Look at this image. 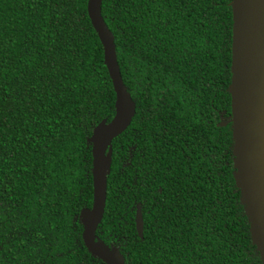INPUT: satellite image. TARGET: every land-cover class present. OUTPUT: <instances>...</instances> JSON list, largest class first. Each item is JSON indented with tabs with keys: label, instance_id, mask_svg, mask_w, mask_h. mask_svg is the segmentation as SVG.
<instances>
[{
	"label": "trees",
	"instance_id": "obj_1",
	"mask_svg": "<svg viewBox=\"0 0 264 264\" xmlns=\"http://www.w3.org/2000/svg\"><path fill=\"white\" fill-rule=\"evenodd\" d=\"M232 0H102L135 115L96 236L125 264H263L234 169ZM87 0H0V264H103L83 245L86 140L115 113ZM160 189V192H159ZM140 207L139 238L135 216Z\"/></svg>",
	"mask_w": 264,
	"mask_h": 264
},
{
	"label": "water",
	"instance_id": "obj_2",
	"mask_svg": "<svg viewBox=\"0 0 264 264\" xmlns=\"http://www.w3.org/2000/svg\"><path fill=\"white\" fill-rule=\"evenodd\" d=\"M102 0H87V14L103 49V62L115 93L113 118L103 119L87 138L91 146L92 204L81 209L82 242L87 252L103 264H125L116 246H107L96 236L106 202L107 177L111 167V143L130 125L135 103L121 78L114 36L101 15ZM230 119L234 169L252 238L264 264V0L231 2ZM142 239L140 208L135 216Z\"/></svg>",
	"mask_w": 264,
	"mask_h": 264
},
{
	"label": "flooded vegetation",
	"instance_id": "obj_3",
	"mask_svg": "<svg viewBox=\"0 0 264 264\" xmlns=\"http://www.w3.org/2000/svg\"><path fill=\"white\" fill-rule=\"evenodd\" d=\"M159 192H160V189H159ZM137 207H139V205H137ZM140 208V207H139ZM141 212V211H140ZM143 221V220H142Z\"/></svg>",
	"mask_w": 264,
	"mask_h": 264
}]
</instances>
